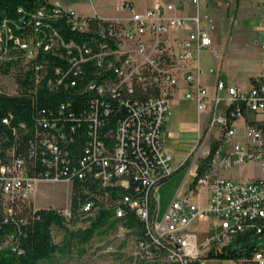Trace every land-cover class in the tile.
I'll list each match as a JSON object with an SVG mask.
<instances>
[{
  "label": "built area",
  "instance_id": "obj_1",
  "mask_svg": "<svg viewBox=\"0 0 264 264\" xmlns=\"http://www.w3.org/2000/svg\"><path fill=\"white\" fill-rule=\"evenodd\" d=\"M259 3V46L264 54V0ZM201 4L202 0H154L135 10L128 0H119L121 15L105 18L81 15L72 6L54 2L52 16L61 10L67 12L72 29L87 34L88 39L66 42L56 30L29 43L14 39L24 50L23 62L31 61L40 46L54 52L62 47L64 53L58 54L68 60L69 67L65 71L55 67V74H60L57 83L70 71L81 77L90 73L81 89L90 91L91 97L88 109L79 116L87 122V139L77 164L70 166L69 159L59 158L61 148L53 131L40 140L53 155V160L43 158L48 166L44 173L29 174L24 159L18 156L0 162L5 211H12L9 203L16 197L32 201L37 180L66 181L72 186L75 176L97 182L96 190L85 189L89 196L76 208V214L90 217L99 207L110 211L115 238L108 247L129 243L132 249L127 264H205L209 253L241 247L237 239L249 230L255 236L247 243L256 244L255 248L249 253L241 251L231 258V264H264V244L254 241L264 235V178L235 180L223 176L229 167L251 160L264 168V129L247 122L240 139L236 125L246 110L264 112V69L247 89L217 79L216 92L209 93L202 81L200 53L212 47L214 20ZM1 36L0 31V41ZM0 77L9 79L0 85V91L16 92L17 85L9 74ZM75 83V79L70 80L71 85ZM47 85L54 86L51 79ZM222 89L225 97L217 93ZM177 91L196 105L197 142L190 153L195 167L189 183L178 189L161 212L158 186L190 160L174 165L162 140V125ZM221 101L225 108L217 112ZM110 113L115 115L112 126L106 125ZM63 118L78 117L70 113ZM40 121L55 127V120L42 117ZM58 133L64 139L69 135L61 129ZM211 139L217 140L214 147ZM34 153L35 145H31L29 156ZM200 158L209 160L198 172ZM59 160L66 163L59 167ZM202 188L206 190L203 200L199 193ZM54 208L66 220L72 217L69 205ZM129 212L135 217L133 224ZM199 220L207 221L212 229L202 240L198 227L193 226Z\"/></svg>",
  "mask_w": 264,
  "mask_h": 264
},
{
  "label": "trees",
  "instance_id": "obj_2",
  "mask_svg": "<svg viewBox=\"0 0 264 264\" xmlns=\"http://www.w3.org/2000/svg\"><path fill=\"white\" fill-rule=\"evenodd\" d=\"M40 10L42 14H39ZM52 13L50 0H0V76L9 74L17 85L16 92L0 91V162H9L13 155L21 157L29 174L44 173L48 169L43 158L53 160L52 153L40 142L47 132L53 131L61 148L59 158L69 159L70 166L77 164L78 158L84 153L83 147L87 139V122L79 119V116L89 107L91 92L83 91L81 87L91 74L86 73L87 76L81 77L70 71L61 83H57L60 74H55V67H59L61 71L69 67L68 60L58 54V51L64 53L62 47L54 52L40 46L31 61L23 62L24 50L14 41L17 38L29 43L35 37L46 36L50 30H56L66 42L79 43L88 39L87 34L72 29L67 12L61 10L57 16H52ZM36 65L39 67L36 68ZM84 68L89 71L88 66L85 65ZM48 79L52 80L53 87L47 85ZM71 79L76 80L74 85L70 84ZM61 104L66 106L61 109ZM70 113L78 118H63ZM42 117L55 120V127L52 129L44 126L40 121ZM114 120V113H110L106 125L112 126ZM253 123L264 129V122ZM60 129L66 135L69 134V137H60ZM216 143V139H211V147ZM31 145H35V153L29 156ZM208 160H198V172L204 169ZM65 163L58 161L59 167ZM88 187L96 190L97 182L73 177L69 202L72 210L70 219L79 218L76 208L88 198L89 195L85 192ZM9 206L12 211H5L0 195V264H39L56 252H64L69 240L86 242L96 227L107 221L113 224L109 220L110 211L99 207L93 216L88 217V226L70 230L69 236L64 238V245L60 246L53 242L51 229L54 225L63 226L66 219L56 208H33L31 200L19 197L13 199ZM127 216L130 224L135 223L132 213H127ZM251 236H255L251 230L245 231L237 239L241 241V247H228L226 252L209 253L208 257L233 258L241 251L249 253L256 246L254 243H247Z\"/></svg>",
  "mask_w": 264,
  "mask_h": 264
},
{
  "label": "rangeland",
  "instance_id": "obj_3",
  "mask_svg": "<svg viewBox=\"0 0 264 264\" xmlns=\"http://www.w3.org/2000/svg\"><path fill=\"white\" fill-rule=\"evenodd\" d=\"M119 0H93V4L99 14L102 15H121V12L116 10V3ZM135 10H140L144 7L148 0H128ZM239 0H202L201 9L208 12L209 15L214 20L215 28L212 31V50L201 52V61L206 68H212L214 73L209 75H203V79L213 82L216 74L220 69V61L224 57V48H222L223 37L217 36V32L221 29L222 20L225 22V26L229 32L232 33L234 23L238 20L239 16L237 13V5ZM242 3V0H241ZM88 12H91V6H88ZM255 19H244V23L253 24ZM252 38L256 35V32L251 33ZM242 44L235 42L227 50L225 58H230L233 65H238L241 68L240 62H245L244 54L245 52L241 48ZM254 47H256L254 45ZM214 50H218V54L214 53ZM4 83H9V79L0 77V85ZM180 111L182 113V118L184 121L195 124L197 121L196 105L193 104L192 100L184 97L182 93ZM219 95H222L219 93ZM225 108V102L221 101L217 106L216 111L221 112ZM185 133L181 136L180 144L185 148H188L186 155L193 149L197 142V134L195 126H188L185 128ZM213 133H217V129L213 128ZM248 162H253L248 161ZM190 164H186L181 169H178L175 173L165 179L160 183L157 189L159 195V204L161 212L165 210L167 204L176 194L180 186L183 184H188L192 172L187 175L188 168ZM234 167H229L227 173L229 172H240L242 174H247L244 171L246 168H238V170L231 171ZM231 169V170H229ZM254 170L258 172L256 166L253 167ZM244 171V172H243ZM255 173V171H253ZM68 187L69 184L66 181H52V180H37L35 182V188L32 192V197L37 206L45 207H64L67 206L68 201ZM201 200L206 195V190L202 188L200 190ZM33 201V200H32ZM90 219L88 217L82 216L79 218H74L70 220H64L63 226L54 225L51 229V235L53 242L58 245H64V238L69 236L70 230L83 229L88 226ZM197 227L199 232V238L202 240L205 236L209 235L212 231L209 227V223L205 220L197 221ZM115 227L107 221L103 225L96 227L93 231L92 236L86 242H79L76 239L69 240L67 248L64 252H56L51 258L46 260H41L39 264H127L129 260V254L131 247L129 243H119L115 244L114 247H108V244L114 240ZM130 238H133L130 236ZM255 242H260L264 244V235L256 237ZM231 258L224 257H208L205 264H231ZM137 264H154L151 262H139Z\"/></svg>",
  "mask_w": 264,
  "mask_h": 264
},
{
  "label": "crops",
  "instance_id": "obj_4",
  "mask_svg": "<svg viewBox=\"0 0 264 264\" xmlns=\"http://www.w3.org/2000/svg\"><path fill=\"white\" fill-rule=\"evenodd\" d=\"M154 0H148L147 3H145L144 6L151 3ZM50 2H58L62 6H72L76 9V11L81 15H94L97 14L101 17L105 18H114L118 15H102L99 14L93 4V0H50ZM118 3V2H117ZM117 3H116V10H117ZM91 6L92 11L88 12V6ZM118 11V10H117ZM261 12L260 3L259 0H239V3L237 5V13H238V20L234 23L233 31L232 33L229 32L225 26V22L222 20L221 22V29L218 30L216 33L218 38L223 37V44L222 48H224V57L220 61V69L218 73L216 74L214 80L212 83H210L207 80H204L202 78L203 83L207 86L209 93L214 94L216 92L215 89V81L217 79H221L225 81L228 85H233L239 89H247L250 87L254 77H256L262 69H264V54H262V51L260 49V40L261 35L259 32V15ZM255 19L253 24H247L244 23V19ZM215 28V25H214ZM253 32H256L257 34L254 35V38H252ZM213 39V38H212ZM235 42H238L239 44H242L243 51L245 52V62L241 63V68H238V65H233L231 62L232 60L229 58H225V54L227 53V50L231 47V45ZM254 45L256 47H254ZM211 49L204 50V51H211ZM217 51V53H215ZM203 52V51H202ZM214 53L217 55L218 50H214ZM200 63L201 66L204 69V72L202 74H213L207 72L206 68L207 66L204 65L201 61V53H200ZM221 97L226 96V92L224 89L217 91V93H221ZM182 91H177L173 98L171 99V107H170V113L167 116L166 120L164 121L162 125V140L164 148L167 152L170 153L172 157V161L174 165H179L182 163L185 159H190V153L191 151L186 155L188 152V148H185L184 145L182 146L180 143L181 136L183 133H185V128L188 126L193 125V128L195 126L196 134H197V121L195 124L188 123L183 120L182 113L180 111V104H181V94ZM183 94V93H182ZM191 100V99H190ZM193 104L195 102L192 100ZM247 122H264V112H253L250 110H246L244 115L236 120L237 125V138L242 139L244 135V126ZM217 129V128H215ZM213 132V130H212ZM218 133V130H217ZM214 133V134H217ZM226 146H229V144H225ZM190 164L188 168L187 175H189L190 172L193 173L195 163L191 162V159L186 162V164ZM185 164V165H186ZM184 165V166H185ZM182 166V167H184ZM256 166L258 169V172L253 169V167ZM181 167V168H182ZM246 169L244 171H247V174H242L240 172H235L233 170H238V168ZM180 168V169H181ZM232 169V170H231ZM229 170L233 172L227 173V169L223 172V176L235 180H241V179H257V178H264V168H261L259 164L256 161L253 162H246L243 165L236 166L234 168H231ZM243 171V172H244ZM255 171V173H253ZM68 187V198L66 201L70 202L71 198V185L70 183ZM185 185V184H184ZM183 186V184L181 185ZM180 186V187H181ZM35 188V187H34ZM33 204L37 208H48L45 206H37L34 202V199L32 197ZM193 226H197V222L193 223Z\"/></svg>",
  "mask_w": 264,
  "mask_h": 264
}]
</instances>
